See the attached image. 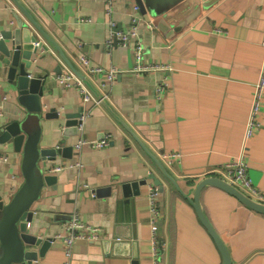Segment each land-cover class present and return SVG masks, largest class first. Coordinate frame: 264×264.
Instances as JSON below:
<instances>
[{
  "label": "crops",
  "instance_id": "obj_1",
  "mask_svg": "<svg viewBox=\"0 0 264 264\" xmlns=\"http://www.w3.org/2000/svg\"><path fill=\"white\" fill-rule=\"evenodd\" d=\"M17 1L79 73L84 75L83 56L93 66L120 71L112 84L100 90L109 95L106 104L83 102L77 90H64L55 80L71 70L56 47L13 0H0V32L16 27L19 17L47 48L35 56V64L50 75L43 99L46 110L87 114L83 131L67 137L63 120L41 121L42 147L61 141L73 147L71 159L58 156L55 161H42L44 172L78 160L82 167L56 173L57 186H44L31 207L32 232L54 239L77 213L85 223L103 228V240L113 238L120 228L122 237L117 240L126 245L105 251L101 241H80L74 246L71 264H132L135 242L139 264H154L149 194L157 188L159 264H222L195 211L193 195L201 180L224 179V165L240 153L254 85L264 62V0H220L172 39L155 21L163 18L168 25H177L202 1L142 0L146 13L140 12L139 35L145 62L172 70L139 73L133 70L132 48L107 46L111 22L121 30L131 26L128 13L135 0H112L111 4L107 0ZM150 21L153 28L148 27ZM1 60L0 54V118L11 119L19 106ZM58 66L61 74L54 73ZM164 77L168 88L158 101L155 87ZM102 80L105 76L97 74L88 81L96 87ZM260 119L262 129L250 140L247 161L249 177L264 197V113ZM81 138H108L110 144L105 148L86 144L78 154L74 146ZM173 152L182 154L181 162L167 159ZM0 156V192L11 198L25 180L22 155L7 158L0 148ZM137 180H146L140 195L133 206L123 204L116 189ZM109 187L111 196L100 191L97 195ZM201 206L228 246L232 264H264V215L212 186L203 189ZM134 226L136 240L131 238ZM64 260L63 242L55 240L38 264H63Z\"/></svg>",
  "mask_w": 264,
  "mask_h": 264
},
{
  "label": "water",
  "instance_id": "obj_2",
  "mask_svg": "<svg viewBox=\"0 0 264 264\" xmlns=\"http://www.w3.org/2000/svg\"><path fill=\"white\" fill-rule=\"evenodd\" d=\"M202 3L189 16L177 25H168L163 18L155 21L157 28L168 39H172L187 30L199 18L209 12L220 0H201ZM14 4L28 16L34 26L42 32L46 39L59 51L64 62L71 67L77 75L84 79L93 93L100 97L98 91L90 85L85 76L75 70L68 62L58 46L38 27L32 17L24 10L22 5L13 0ZM140 12L145 14L142 0H135ZM16 27L2 30L0 32V54L1 65L6 73V80L11 91L16 95V110L11 119L0 118V148L7 158L22 155V173L25 178L22 187L14 196L8 198L0 192V264H38L39 259L44 258L48 249L52 246L54 239L43 238L41 234L32 232L31 223L33 212L31 207L39 198L44 186H57L58 176L50 172H44L40 163L42 161H55L58 156L71 159L73 147L67 146L65 142H58L55 146L42 147L40 144L41 121L45 119H57L64 121L65 137L78 134L79 119L82 111L77 113L63 114L56 108H49L44 104L45 88L50 75L43 74V70L35 64V56L41 49L47 50L46 46L38 40L35 31L31 29L22 19L17 17ZM39 41V42H38ZM39 43L36 46V43ZM45 56H41V60ZM61 67L54 69V73L61 74ZM102 104H106L103 102ZM157 186L161 183L152 176ZM173 181V180H172ZM174 182V181H173ZM175 183V182H174ZM146 184V180H137L123 183L117 188L124 202L133 206L136 197L140 195V187ZM207 186L219 188L236 198L243 206L258 214L264 215V202L256 201L223 178L208 177L201 180L194 189L193 206L198 218L208 234L212 238L222 257V264H232L230 251L219 232L210 222L201 206V193ZM107 196H111L113 188L98 190ZM110 192V194H109ZM121 203V202H120ZM133 224H135L133 222ZM122 231L117 229L113 238L102 239V245L107 251L109 248H118L122 245ZM136 240L135 226L131 237ZM134 261L139 264L137 243L133 244Z\"/></svg>",
  "mask_w": 264,
  "mask_h": 264
},
{
  "label": "built area",
  "instance_id": "obj_3",
  "mask_svg": "<svg viewBox=\"0 0 264 264\" xmlns=\"http://www.w3.org/2000/svg\"><path fill=\"white\" fill-rule=\"evenodd\" d=\"M108 4H111L112 0H107ZM128 16L130 17L131 26L126 30H121L116 27L114 22H111L110 29V39L107 41V46L111 47L114 43L122 46L132 48L133 57L135 61L134 71L139 72H170L172 68L168 65H163L161 63H147L144 58V48L139 35V26L143 23V19L140 16V9L137 4L130 8ZM148 27L153 28V22H148ZM39 43H36L38 46ZM80 63L82 65L84 76L87 80L92 82V79L97 74H103L105 80H102L94 87L101 94L97 97L84 79L80 78L74 71L68 70L66 74L57 75L55 80L57 84L64 90H77L80 94L83 102H93L96 105H101L103 102L109 100V95L101 92L108 84H112L120 71L115 68L104 69L102 67L93 66L90 61L85 56L80 58ZM168 88L167 78L164 77L155 87V96L158 101H161L166 89ZM0 106V114H1ZM264 113V62L261 67L259 78L254 85L252 103L249 112V116L246 122L244 137L242 141V146L238 156L230 159L225 165V176L224 179L231 183L233 186L238 188L244 194L250 198L263 202V195L257 190L253 185L251 178L248 174V145L250 140L262 129V123L260 116ZM87 114L83 113L79 119L78 132H82L84 129L83 120ZM90 145L92 148H105L109 146L110 139L106 138L101 141L91 140L81 138V140L75 144L74 149L76 153L79 154L81 148L84 145ZM3 157L0 156V160ZM167 159L170 161L181 162L182 154L180 152H173L167 155ZM81 168V162L75 161L74 163H62L55 167H52L48 172L56 174L63 170L70 168ZM158 189L152 188L149 194V210L152 215V255L154 264H159L158 256L159 249L161 247V242L157 237L158 223L161 216V210L158 206ZM95 196V194H93ZM105 235L103 228L99 226H93L85 223L79 215L73 214L71 220L65 225L62 234L54 237L55 240H60L64 245V256L65 260L63 264H71L74 246L80 241L86 242H100Z\"/></svg>",
  "mask_w": 264,
  "mask_h": 264
}]
</instances>
